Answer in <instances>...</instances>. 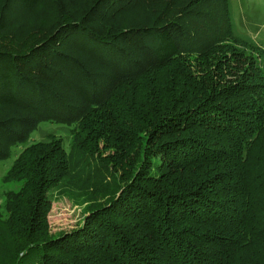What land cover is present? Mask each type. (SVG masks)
Returning <instances> with one entry per match:
<instances>
[{"label":"trees","instance_id":"obj_1","mask_svg":"<svg viewBox=\"0 0 264 264\" xmlns=\"http://www.w3.org/2000/svg\"><path fill=\"white\" fill-rule=\"evenodd\" d=\"M29 141L0 264H264V41L231 0H0V162Z\"/></svg>","mask_w":264,"mask_h":264},{"label":"rangeland","instance_id":"obj_2","mask_svg":"<svg viewBox=\"0 0 264 264\" xmlns=\"http://www.w3.org/2000/svg\"><path fill=\"white\" fill-rule=\"evenodd\" d=\"M231 4L237 30L257 42L264 41V0H231ZM14 16L23 17L22 14H15ZM41 17L46 19V13H42ZM61 128L62 125L41 124L39 129L31 136V140L36 143L41 139L47 138L42 137V131H47V134L49 132L54 133L57 137H69L68 140H71L73 136L67 134ZM29 144H31L30 141L18 145L12 150L9 159L0 162V216L2 219L7 216L9 218L8 207L15 202V194L20 188L19 181L15 180L10 174L8 175V171L13 161ZM66 148L70 152L69 147ZM68 187L64 189V192H62L64 194L62 195H60V192L57 194V190L53 191L51 208L47 214L49 231L52 235L67 231L71 232L80 228L85 218L89 215L86 210L92 205L91 198L88 195L82 199L77 196L80 190L76 184ZM3 229L0 228V237H4Z\"/></svg>","mask_w":264,"mask_h":264}]
</instances>
